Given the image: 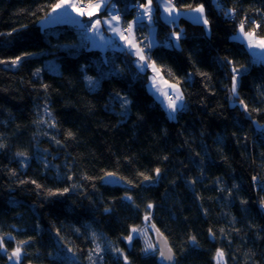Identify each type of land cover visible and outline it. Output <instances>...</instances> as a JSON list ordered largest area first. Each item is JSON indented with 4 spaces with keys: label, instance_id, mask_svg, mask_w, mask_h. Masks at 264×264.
Wrapping results in <instances>:
<instances>
[{
    "label": "trees",
    "instance_id": "trees-1",
    "mask_svg": "<svg viewBox=\"0 0 264 264\" xmlns=\"http://www.w3.org/2000/svg\"><path fill=\"white\" fill-rule=\"evenodd\" d=\"M58 1L0 0L6 252L25 241L20 264H167L132 232L147 227L154 243L153 224L174 264H217L218 250L224 264H264V62L234 37L243 23L264 38V0H173L203 5L210 31L156 18L152 46L150 24L137 25L147 58L182 90L175 117L130 52L92 48L67 22L43 25ZM111 1L128 24L145 0ZM5 253L0 264H16Z\"/></svg>",
    "mask_w": 264,
    "mask_h": 264
},
{
    "label": "crops",
    "instance_id": "crops-1",
    "mask_svg": "<svg viewBox=\"0 0 264 264\" xmlns=\"http://www.w3.org/2000/svg\"><path fill=\"white\" fill-rule=\"evenodd\" d=\"M129 1V0H128ZM68 2L74 7H67L65 9H59L56 12L50 11L49 15L46 16L42 20L43 25H50L53 23L58 22H67L72 25L77 26L80 28L82 32L86 33V38L88 41V44L92 48L106 50V49H113V50H123L126 52H130L134 56V60L136 63V66L139 70L140 64L143 63L146 65V67L141 70L145 71L148 69L150 71L149 75V81H148V88L153 93L155 98L162 104V106L165 108L167 114H169V117H175L177 112L180 111V108H184L186 104L185 99L183 98V93L181 88L168 81L163 73L160 71V69L155 65L154 62L149 60L147 58L146 49L145 47H142L140 42L137 40L136 37V27L141 21H146L150 24V31L147 35V46H152L158 42L157 34H156V27H155V21L156 18L163 20L169 25H176L181 18H186L190 21L196 22V23H202L206 30L210 31V25L208 23L205 8L203 5V13H193L192 9H179L174 1L171 0L172 5L175 8V12L173 13L172 17L168 16V13L164 10V0H152V8L153 11L151 13L152 19L151 22H149L147 15L144 14V8L141 7L142 5H147L148 0H145L142 4L138 5L137 12L132 20L128 22V24H123L122 22V16L120 15L119 8L116 4V2L111 1L107 3V5H102L99 9L96 8L97 4L101 3V0H94L93 2H90V5L83 8L81 7V4L78 2V0H68ZM61 3V0H59L56 4ZM131 0L129 1L127 6L130 5ZM55 4V5H56ZM109 4H112L118 8V12L115 14V16L118 17V20H112L114 22V25L116 26L117 32H118V38L113 36L111 33V27L108 24H105V20H109V17H111V12L109 11L108 7ZM54 5V6H55ZM53 6V8H54ZM200 7V6H197ZM195 7V8H197ZM52 8V9H53ZM115 8V7H114ZM92 10L91 14H88V11ZM106 10V12H103ZM80 13H83L81 15ZM143 15V19H139ZM199 17V20H197L195 17ZM146 17V18H145ZM99 20L100 23L97 26L98 32L93 31L92 25ZM204 20H207V24L204 23ZM171 21V22H170ZM129 25H132L131 28H129ZM85 26L87 28V31H85ZM127 26L129 28V32H124V27ZM245 33H251L244 29V32H240V28L237 30L234 37L241 42H243L246 46V49L248 50L249 54L252 58H256L259 62H264V49L261 48H248L249 43V37L245 36ZM116 34V33H115ZM251 40L253 43H259L260 40L264 39L262 37H256L253 33ZM173 38H171L169 41L171 44H178L179 35L177 33L173 34ZM144 56L145 60L141 61L140 56ZM155 69V71H154ZM177 96L182 97L181 99H177ZM175 102V111L173 112L170 105Z\"/></svg>",
    "mask_w": 264,
    "mask_h": 264
},
{
    "label": "snow or ice",
    "instance_id": "snow-or-ice-1",
    "mask_svg": "<svg viewBox=\"0 0 264 264\" xmlns=\"http://www.w3.org/2000/svg\"><path fill=\"white\" fill-rule=\"evenodd\" d=\"M110 0H101V3L100 4H97L96 5V8L99 9L102 5H107V3H109ZM67 7H74V5L70 4L68 2V0H61V3L59 4H56L54 6V8L52 9L53 12H56L57 10L59 9H65ZM115 6L113 5V8ZM141 7L144 8V14L143 15H147L148 17V20L149 22H151V19H152V16H151V13L153 11V8H152V0H148V3L147 5H142ZM164 10L165 12L168 13V16L169 17H172L173 13L175 12V8L174 6L172 5L171 3V0H164ZM204 9H203V6H200V7H197V8H194L192 9V12L193 13H203ZM81 15H83V13H80ZM143 15L139 18V19H143ZM197 20H199V17H195ZM112 20H118V17L117 16H113L111 20H105L104 23L105 24H108V25H111L112 24ZM171 22V21H170ZM100 21L97 20L93 25H92V28H93V31H96L98 32V28L97 26L99 25ZM204 23L207 24V20H204ZM132 25H129V28H131ZM112 31H116L115 28H112L111 29ZM85 31H87V28L85 26ZM240 32L243 33L244 32V28H243V23L241 24L240 26ZM245 36L249 37V43H248V48L249 49H253V48H261V49H264V39L260 40L259 43H253L252 40H251V37H252V34L251 33H245ZM20 60V57H17L15 61H13V63H17L18 61ZM140 60L141 61H144L145 60V57L144 56H140ZM146 67L145 64L141 63L140 64V68L141 70H143L144 68ZM155 71V69H154ZM237 69H233V72H236ZM232 94L235 96L236 95V80H235V77H233V84H232ZM182 97L180 96H177V99H181ZM170 107L172 108L173 112L175 111V102H173ZM69 135H71V133H69ZM19 155H24L23 153H20ZM157 174H159V169L156 170ZM107 176H112L113 174L111 173H108L106 174ZM146 179H149V177H146ZM34 183V182H33ZM64 191H67V189H65ZM128 199H131L130 197ZM149 208H151V205H149ZM147 219V217H146ZM138 229L136 228H133L132 229V232L135 233L137 232ZM133 237L131 235H129V237L127 238L129 241H131ZM193 242H195V237H191L190 238ZM3 240L4 238L3 237H0V250H5V246H4V243H3ZM26 243L25 241H21L17 247L11 252V254L9 255V260L12 261L14 260L16 262V264H19V261L21 260L22 258V245ZM148 248H152V245H149ZM146 251L148 249H145ZM223 252L218 250L217 253H216V256H217V264H222V261H223ZM160 257L162 260H166V261H171L173 259V255H172V252H171V249H168L167 252L164 251V250H160Z\"/></svg>",
    "mask_w": 264,
    "mask_h": 264
},
{
    "label": "water",
    "instance_id": "water-1",
    "mask_svg": "<svg viewBox=\"0 0 264 264\" xmlns=\"http://www.w3.org/2000/svg\"><path fill=\"white\" fill-rule=\"evenodd\" d=\"M104 182H108L110 184H126V182L124 180H122L120 177L116 176V175H112V176H105L104 177ZM156 182V178L151 179V180H146L145 183L149 184V183H154ZM152 228L154 230L155 233V243L160 250H164L167 252L168 249H171L172 255H173V259L171 261H166L163 260L165 263L167 264H174L175 262V255H174V251L172 250V248L169 245V242L167 240V238L156 228L155 225L152 224Z\"/></svg>",
    "mask_w": 264,
    "mask_h": 264
},
{
    "label": "rangeland",
    "instance_id": "rangeland-1",
    "mask_svg": "<svg viewBox=\"0 0 264 264\" xmlns=\"http://www.w3.org/2000/svg\"><path fill=\"white\" fill-rule=\"evenodd\" d=\"M106 8H108L109 9V11L111 12L110 14H111V17H109V20H111L112 19V17L113 16H115V14L118 12L117 10H118V8L115 6V8H113V5L112 4H109L108 5V7L106 6ZM91 12H92V10H89L88 11V14H91ZM146 18V17H145ZM110 27H111V29L112 28H115L116 29V26L114 25V22L112 21V24L111 25H109ZM111 33L113 34V36H115V37H119L117 34H118V32H117V29H116V31H112L111 30ZM116 33V34H115ZM184 98V97H183ZM185 104V103H184ZM186 108V105H185V107L184 108H180L179 110H184ZM169 115V114H168ZM134 234H136V235H139L140 237H142V239H143V241H144V243L147 245V246H149V245H152V248H150V250H154V248H155V246H157L156 245V243H155V241H154V243L152 242V235H151V233L149 232V229L147 228V227H144V228H142V229H140V230H138L137 232H135ZM0 237H3L4 238V240H3V243H4V246H5V237H4V235H2L1 233H0ZM11 239V238H10ZM16 248V247H15ZM14 248V249H15ZM5 249H6V247H5ZM13 249V250H14ZM149 249V248H148ZM12 250V251H13ZM4 253L6 252L5 250H2ZM6 255H7V257H9V255L11 254V252H6L5 253ZM8 261L10 262V263H16L14 260H12V261H10L9 260V258H8ZM216 261H217V258H216ZM19 264H20V261H19ZM222 264H224V262L222 261Z\"/></svg>",
    "mask_w": 264,
    "mask_h": 264
},
{
    "label": "built area",
    "instance_id": "built-area-1",
    "mask_svg": "<svg viewBox=\"0 0 264 264\" xmlns=\"http://www.w3.org/2000/svg\"><path fill=\"white\" fill-rule=\"evenodd\" d=\"M89 5H90V3L88 2V3L82 4L81 7L85 8V7L89 6ZM124 32L125 33L129 32V28L127 26L124 27ZM82 33H83L84 37L86 38V33L85 32H82ZM173 34H175V33H171L170 34V39L173 38V36H174ZM252 61L253 62L256 61V58H252Z\"/></svg>",
    "mask_w": 264,
    "mask_h": 264
}]
</instances>
